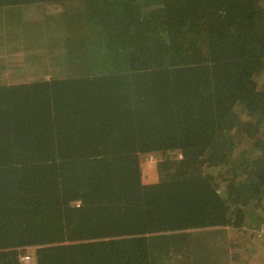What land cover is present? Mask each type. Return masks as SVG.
I'll return each mask as SVG.
<instances>
[{
  "label": "trees",
  "instance_id": "obj_1",
  "mask_svg": "<svg viewBox=\"0 0 264 264\" xmlns=\"http://www.w3.org/2000/svg\"><path fill=\"white\" fill-rule=\"evenodd\" d=\"M41 35L48 76L0 82V264H243L228 228L264 222V0H0L5 45Z\"/></svg>",
  "mask_w": 264,
  "mask_h": 264
},
{
  "label": "rangeland",
  "instance_id": "obj_2",
  "mask_svg": "<svg viewBox=\"0 0 264 264\" xmlns=\"http://www.w3.org/2000/svg\"><path fill=\"white\" fill-rule=\"evenodd\" d=\"M48 10L49 13H52L55 16L58 14L57 11L59 8H48ZM44 12V8H37L34 12L32 11L33 14L37 13V15H40L41 17H44L42 16ZM46 13L47 12H45V14ZM36 18L37 23L43 20L39 19L38 16ZM79 24L80 23L77 21V24L70 29L73 31L76 27H79ZM14 40L17 43L6 45L0 40V82L14 83L39 77H47L48 70L53 68V66L50 65V62H53V60L49 58L51 53L47 50L49 48L44 42V35L36 37L31 41L18 38H15ZM55 70L58 72L63 71V64L56 66ZM247 144L246 139H242L234 151L235 159L239 160L241 153L246 150ZM150 154L140 156L143 169L142 180L144 183L155 182L157 179L155 164L159 160V155H154V153ZM213 172L215 173V170H213ZM255 215L256 220L252 226L259 229L264 228L263 221L255 223L259 218L257 214ZM248 220L250 221L249 218ZM254 228L243 227L241 230L228 228L229 237L237 241L234 243L231 251L238 252L239 260L243 264H264V233L262 232L260 238H252L250 233Z\"/></svg>",
  "mask_w": 264,
  "mask_h": 264
},
{
  "label": "built area",
  "instance_id": "obj_3",
  "mask_svg": "<svg viewBox=\"0 0 264 264\" xmlns=\"http://www.w3.org/2000/svg\"><path fill=\"white\" fill-rule=\"evenodd\" d=\"M152 155V154H150ZM155 155V154H154ZM151 158V156H150ZM76 206L79 205V201L75 203ZM262 232L264 233V228L259 229V234L262 235ZM19 261L21 264H32V258L28 254H23L19 257Z\"/></svg>",
  "mask_w": 264,
  "mask_h": 264
}]
</instances>
